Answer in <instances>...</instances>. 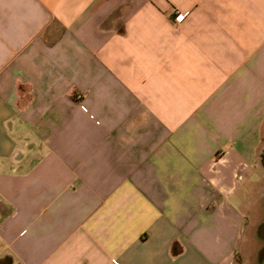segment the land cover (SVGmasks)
<instances>
[{
	"label": "crops",
	"instance_id": "obj_1",
	"mask_svg": "<svg viewBox=\"0 0 264 264\" xmlns=\"http://www.w3.org/2000/svg\"><path fill=\"white\" fill-rule=\"evenodd\" d=\"M263 139L264 0H0V264H264Z\"/></svg>",
	"mask_w": 264,
	"mask_h": 264
},
{
	"label": "built area",
	"instance_id": "obj_2",
	"mask_svg": "<svg viewBox=\"0 0 264 264\" xmlns=\"http://www.w3.org/2000/svg\"><path fill=\"white\" fill-rule=\"evenodd\" d=\"M181 20H182V13L181 12H176L175 22L176 23H180Z\"/></svg>",
	"mask_w": 264,
	"mask_h": 264
},
{
	"label": "water",
	"instance_id": "obj_3",
	"mask_svg": "<svg viewBox=\"0 0 264 264\" xmlns=\"http://www.w3.org/2000/svg\"><path fill=\"white\" fill-rule=\"evenodd\" d=\"M259 232H260L261 234H264V223H263L262 225H260V227H259Z\"/></svg>",
	"mask_w": 264,
	"mask_h": 264
},
{
	"label": "rangeland",
	"instance_id": "obj_4",
	"mask_svg": "<svg viewBox=\"0 0 264 264\" xmlns=\"http://www.w3.org/2000/svg\"><path fill=\"white\" fill-rule=\"evenodd\" d=\"M263 150H264V139L262 140V144H261V148H260L259 155H261V153L263 152Z\"/></svg>",
	"mask_w": 264,
	"mask_h": 264
},
{
	"label": "flooded vegetation",
	"instance_id": "obj_5",
	"mask_svg": "<svg viewBox=\"0 0 264 264\" xmlns=\"http://www.w3.org/2000/svg\"><path fill=\"white\" fill-rule=\"evenodd\" d=\"M260 157H261V160L264 161V150H263V152L261 153Z\"/></svg>",
	"mask_w": 264,
	"mask_h": 264
}]
</instances>
